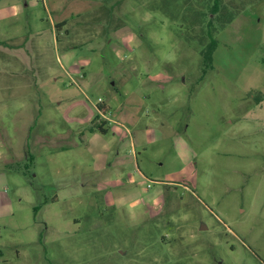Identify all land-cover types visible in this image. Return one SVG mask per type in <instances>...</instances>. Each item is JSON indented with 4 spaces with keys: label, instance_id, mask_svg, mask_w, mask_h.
Segmentation results:
<instances>
[{
    "label": "rangeland",
    "instance_id": "obj_1",
    "mask_svg": "<svg viewBox=\"0 0 264 264\" xmlns=\"http://www.w3.org/2000/svg\"><path fill=\"white\" fill-rule=\"evenodd\" d=\"M214 1L0 0V264H264V0Z\"/></svg>",
    "mask_w": 264,
    "mask_h": 264
},
{
    "label": "trees",
    "instance_id": "obj_2",
    "mask_svg": "<svg viewBox=\"0 0 264 264\" xmlns=\"http://www.w3.org/2000/svg\"><path fill=\"white\" fill-rule=\"evenodd\" d=\"M217 9H218V0H215L214 1V4H213V6H212V8H211V13H215L216 11H217ZM64 23V21H62V22H60L59 24H56V26L58 27L60 24L62 25ZM212 25H211V19L210 20H208L207 21V23H206V29H205V34L204 35H206L207 37H208V39L210 40L209 41V43H207V45L201 50V55H202V58H203V60H206V64L207 65H211L210 63V61L212 60V53H213V51H214V49H215V46H216V39H215V36H214V32H212V31H210V27H211ZM208 31V32H207ZM203 35V36H204ZM97 108L99 109V110H103V111H105L106 109H107V106H106V108H105V106H104V104H98L97 105ZM99 116L97 115L96 117H95V119L96 118H98ZM95 126L98 128V129H100L102 132H106L107 131V128H105L104 127V125L102 124V122H96L95 123Z\"/></svg>",
    "mask_w": 264,
    "mask_h": 264
}]
</instances>
